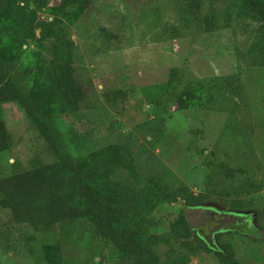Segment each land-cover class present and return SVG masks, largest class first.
<instances>
[{
	"label": "rangeland",
	"instance_id": "rangeland-1",
	"mask_svg": "<svg viewBox=\"0 0 264 264\" xmlns=\"http://www.w3.org/2000/svg\"><path fill=\"white\" fill-rule=\"evenodd\" d=\"M12 1L0 15V56L19 67L44 66L52 58V38L39 43L18 31L13 18L21 7L41 19L63 20L75 77L89 93L67 115L54 113L53 122L73 157L113 144L128 147L131 168H114L108 176L145 195L141 212L150 219L144 230L151 235L145 242L157 264L186 254L189 264H222L194 233L193 252L181 247L168 218L184 210L189 194L205 193L208 178L225 186L242 167L260 185L244 198L251 201L247 208L237 211L232 200L215 194L206 203L242 213L215 238L232 253L223 264H264V19L248 14L240 0H201L198 17L187 13L193 0H87L84 6L72 0L66 10L59 0H48L44 10H38L40 0ZM47 69H34L23 84L50 95ZM0 108L10 138L0 153V177L55 161L16 104L4 101ZM155 185L179 194L156 202L148 194ZM83 209L80 217L50 228L24 226L10 246L0 245V264H128L116 245L101 248L93 213ZM6 217L0 207V223Z\"/></svg>",
	"mask_w": 264,
	"mask_h": 264
},
{
	"label": "trees",
	"instance_id": "trees-1",
	"mask_svg": "<svg viewBox=\"0 0 264 264\" xmlns=\"http://www.w3.org/2000/svg\"><path fill=\"white\" fill-rule=\"evenodd\" d=\"M59 1L65 10L73 7L72 0ZM80 1L81 6L87 2ZM240 1L248 14L264 19V0ZM40 2L38 10H44L48 0ZM13 3L12 0H0L2 17L11 10ZM200 6L201 0H193L187 13L198 17L197 9ZM13 21L19 27L20 33L36 42L41 43L52 38V58L44 66L38 63L19 67L0 56V105L4 101H11L23 111L24 116L43 137L47 149L55 156V161L0 177V207L7 209V217L0 223V245L6 248L10 246L17 231L24 226L50 228L59 221L80 217L83 208L87 207L93 213V227L104 251L112 244L119 247L122 263L157 264L155 252L145 242V238L151 236H147L144 230L150 224V219L141 212L145 195L134 193L132 187L108 176L114 168H131L128 147L113 144L76 158L65 150L60 131L53 122L54 113L67 115L89 93L84 83L75 77L73 42L68 36L66 25L56 16L41 19L36 16L34 9L28 7H21ZM262 28L264 35V24ZM37 29L38 35L35 34ZM46 67L48 69L43 79L51 94L42 96L29 88L27 83H23L34 73V69ZM228 79L231 80V77ZM186 99V92L178 95L180 108H184ZM72 137L73 144L81 150L79 138L76 135ZM9 141L0 108V153L8 149ZM229 181L231 182L224 186L212 182V177L208 178L206 192L189 194L186 197V206L206 203L215 194L232 200V207L237 211L246 209L251 201L244 198L259 190L260 185L246 175L243 167L239 168L236 175H231ZM148 194L156 202H162L174 200L179 192L155 185ZM183 211L169 215L170 234L175 240H180L181 247L193 252L194 244L189 239L193 230L189 227ZM196 239L198 245L216 252L222 264L231 260L232 253L225 246L216 251L203 240ZM187 255L178 256L173 264H189Z\"/></svg>",
	"mask_w": 264,
	"mask_h": 264
},
{
	"label": "flooded vegetation",
	"instance_id": "flooded-vegetation-1",
	"mask_svg": "<svg viewBox=\"0 0 264 264\" xmlns=\"http://www.w3.org/2000/svg\"><path fill=\"white\" fill-rule=\"evenodd\" d=\"M196 205H207L212 208V213H209L206 216L205 221L202 224H200L197 228L192 229L194 235L197 236L196 238L198 239L201 238V240H203L206 244L207 242L204 239L206 235L213 234L215 240L216 236L219 233L221 232L224 233L229 231L233 225L240 222L241 220L242 213L239 214L234 210L219 208L218 206L212 203H200ZM196 205H191V206H196ZM222 212L226 213V215L221 214ZM231 215L232 218L230 217ZM227 225L228 227L226 228ZM215 242H216V246L213 249L216 251H220L221 250L220 246L217 244L216 240Z\"/></svg>",
	"mask_w": 264,
	"mask_h": 264
},
{
	"label": "water",
	"instance_id": "water-1",
	"mask_svg": "<svg viewBox=\"0 0 264 264\" xmlns=\"http://www.w3.org/2000/svg\"><path fill=\"white\" fill-rule=\"evenodd\" d=\"M183 212L189 227L191 229H194L205 221L206 216L209 213H212V208L207 205H196V206L188 205L185 206ZM221 214L226 215V213L223 212ZM230 217L232 218V215ZM227 227L228 225L226 226V228ZM204 239L206 240L207 245H209V247L214 248L216 246V242L214 240L213 234L206 235Z\"/></svg>",
	"mask_w": 264,
	"mask_h": 264
}]
</instances>
